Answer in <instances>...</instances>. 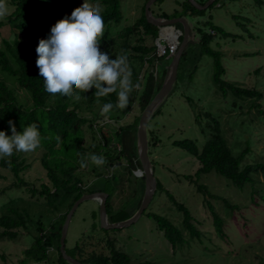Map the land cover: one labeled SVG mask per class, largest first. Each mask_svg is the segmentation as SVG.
Segmentation results:
<instances>
[{
  "label": "trees",
  "instance_id": "1",
  "mask_svg": "<svg viewBox=\"0 0 264 264\" xmlns=\"http://www.w3.org/2000/svg\"><path fill=\"white\" fill-rule=\"evenodd\" d=\"M71 1L9 0L14 6V11L6 16L5 21L0 19V44H2L0 72L5 78L13 79L31 102L30 106L20 103L15 91L6 84L5 78L4 81L0 80V143L11 138V141H25L34 148L42 149L44 152L41 166L51 186L41 184V190H36L34 186L30 187L21 178L20 175L29 169L30 165L14 147L8 149L7 156L0 154V168L10 171L16 178L15 188H27L31 195L44 198L47 206L54 212L64 211L48 229L40 221L34 224L33 242L24 251L25 258L18 264H27L28 260L35 264L49 263L51 249L56 252L53 264H67L59 251L61 227L67 212L82 195L107 192L108 220L116 223L134 215L144 191V179L140 178L142 183H138L133 176V171L141 168L136 153V129L140 116H137L130 126L115 128L111 125L112 127L108 128V130L112 129L109 134L107 130H104L107 126L100 125L101 120L98 121L97 117L105 109L109 117L114 122H118L119 117L125 116L130 111V104L133 101H138V107L142 113L160 87L166 67L158 83L148 77L144 84L145 88L139 96L135 90L136 84L139 87L142 86V81L137 76L142 71L143 58L153 53L154 40L157 37V32L152 30L144 16V6L148 0H145L139 18L132 25L122 28L109 40L110 27L122 21L120 0H91L103 6V10L95 18L84 11L80 13L81 25L78 36L82 38L91 32L104 30L98 44L101 45L100 49H103L102 43L106 44L104 51L107 57L100 55L97 51L85 52L77 46H58L44 33V29L53 23L63 6ZM159 1L161 0L156 2ZM195 1L202 5L207 0ZM217 1L215 0L213 5ZM258 3L262 2L258 1ZM5 7L6 1L0 0V16ZM181 7L183 10L178 16L173 15L169 18L164 13L154 16L158 19H172L188 15L198 17L202 14V11L197 10L186 0H182ZM150 12L153 14L151 7ZM175 26L181 29L180 24ZM4 28L11 31L9 38L3 36ZM197 33L199 40L193 43L194 48L195 45L198 47V55H208L212 58L213 85L224 99L229 95L232 97L230 109L235 108L238 101L251 100L254 101L251 107L256 109L257 114L260 115L259 119H264V110L258 104L262 94L256 89L245 88L224 79L225 68L221 63V53L213 50L210 43L216 33L221 36L226 34L222 29L216 30V28H212L209 33H201L198 29ZM150 39L153 40L151 44L147 43ZM189 52L191 50L187 49L180 59L178 72L180 73L182 69L181 80L185 75H191L194 69V67L191 68V71L190 68L185 67L186 54ZM182 63L185 69L180 68ZM126 73H129L130 78L124 85ZM121 101L128 104L121 106ZM159 113L160 111L157 110L153 117ZM194 121L199 127L200 134L205 138L204 144L199 147L196 140L185 139L172 142V146L185 151L197 160L199 168L194 176L188 175L184 178L189 183L195 184L196 191L202 194L204 203L211 211L213 226L224 239L223 221L214 212L208 199L221 200L225 207L232 211L237 207L231 206L229 201L222 197L210 194L207 187L196 183L197 180L203 174L215 172L237 189L243 190L247 184L252 185V196L259 195V190L254 188L253 184L256 175H261L264 179V160L244 163L250 152L249 144L242 152L234 154L223 135L220 120L210 113L199 112L195 115ZM84 128L93 140H96V143H91L88 147L82 145ZM153 139H156L154 142H158L157 136L151 131L148 145L156 148ZM90 150L97 153L95 160L101 162V165L92 169L96 178H101L103 174L109 172L105 171V166L109 168L115 165L111 177L108 178L112 179L113 183L111 193L106 189L90 190L84 183L83 175L78 173V170L85 166L84 159ZM101 150L106 151L100 152ZM101 154L105 156V160L101 158ZM150 154L149 152V156ZM123 160L126 161V165L122 164ZM151 163H153L152 160ZM156 180V192L166 193L172 205L182 216L181 226L156 213H148L147 217L156 223L158 231L162 233L172 250L177 245L185 243L183 231L188 232L190 237L199 239L200 233L195 227V220L189 210L176 201L159 180ZM18 182L19 185H17ZM131 186H134L133 189ZM129 187L132 189L131 193L128 192ZM124 191L128 192L131 198L140 196L136 209L130 213H127V209L122 204L115 206L113 199L115 193L117 197H120L121 194H125ZM260 198L264 200L262 195ZM22 203L27 202H24L22 198H13L0 205V228L2 229L0 239L15 240L19 235L18 229L27 230L29 223L32 224L24 212L25 207H20ZM92 229H96L95 223L92 224ZM102 231L116 233L119 230ZM106 244L109 248L108 255H105L103 251L97 253L94 250L87 253L79 244L73 248L72 254L66 248L65 250L71 257L86 264H151L147 261L133 263L126 253L115 248L114 240H107ZM258 264H264V260H260Z\"/></svg>",
  "mask_w": 264,
  "mask_h": 264
},
{
  "label": "rangeland",
  "instance_id": "2",
  "mask_svg": "<svg viewBox=\"0 0 264 264\" xmlns=\"http://www.w3.org/2000/svg\"><path fill=\"white\" fill-rule=\"evenodd\" d=\"M5 1L6 7L0 16L3 21L14 11V6L9 0ZM144 2L145 0H120L122 21L110 27L108 40L139 18ZM181 2L182 0H161L151 5V11L153 16L161 13L169 18L173 15L178 16L183 10ZM102 10L103 6L98 2L72 0L63 6L54 22L44 29V33L59 46H77L85 52L95 50L107 57L104 51L106 44L102 43L103 49H100L101 45L98 44L104 30L91 32L82 38L78 36L81 25L80 13L84 11L95 18ZM185 17L190 25L195 27L194 30L200 29L201 33H209L212 28L222 29L226 35L221 36L216 33L210 47L221 53V63L225 68L224 79L245 88L258 90L262 94L258 104L264 110V0H218L215 5L202 11L200 16ZM10 35L11 31L4 28L3 36L9 38ZM193 38L186 48V51L190 49L191 52L186 54L185 62L187 69L191 70L194 67L193 72L191 75H185L184 72L185 77L182 80L180 78L182 69L180 73L178 72L175 86L160 106L159 115L148 122L147 137L149 142L152 131L158 138V142H154L156 139H153L156 148L149 147L151 153L149 157L153 161L156 179L176 201L189 210L200 233L199 239L192 238L188 232L183 231L185 243L177 245L174 250L171 249L162 233L158 231L156 223L148 218L147 214L156 213L177 226H181L182 216L166 193L157 191L137 222L116 233L112 231L107 233L99 228L97 202L83 203L75 212L68 229L65 248L69 253L72 254L73 248L79 244L87 253L94 250L97 253L103 251L108 255L109 248L106 241L114 240L115 248L126 253L133 263L147 261L151 264H258L260 260H264V200L260 198L261 195L264 198V179L261 175L254 177L253 187L259 190V195L255 196L251 193L252 185L247 184L243 190L237 189L215 172L203 174L198 180L196 179V183L207 187L210 194L222 197L228 200L231 206L237 207L232 211L226 208L221 200L208 199L214 212L223 221L224 239H222L213 226L211 211L204 203L202 194L196 191L195 184L189 183L184 178L188 175L194 176L199 168L197 160L185 151L172 146V142L185 139L196 140L199 147L204 144L205 138L200 134L199 127L194 121L195 115L203 111L220 120L223 135L234 154H239L249 144L250 152L244 163L264 160V119H259L260 115L251 107L254 101H238L236 107L239 108L230 109L232 97L229 95L224 99L213 85L212 58L208 55H198V47L195 45L194 48L193 44L198 42L197 32L193 34ZM152 41L147 40V43L151 44ZM170 61H162L155 66L159 78ZM183 65L182 63L180 68L184 67ZM4 78V74L0 72V80L4 81ZM129 78V73H126L123 83H128ZM5 82L15 91L20 103L31 105L28 96L18 88L13 79L5 78ZM127 104L120 102L121 106ZM138 104L133 101L130 104V111L123 117L120 115L117 125L105 109L98 114V121L101 120L100 125L105 123L107 127L104 130H107L108 134L112 131V129L108 130L111 125L130 126L136 116L141 114ZM134 106L137 108L134 109ZM85 129L82 145L88 147L89 144L96 143V140H93ZM10 147H14L30 165V168L20 175L30 187L34 186L36 190H41V184L51 186L41 166L44 152L42 149L34 148L25 141H11V138H7L0 143V154L7 156ZM104 151L106 150L100 152ZM96 154L91 150L87 152L84 159L86 164L78 170V173L83 175L84 183L90 190L106 189L111 193L113 183L112 179L108 178L112 173L106 172L101 178H96L95 172L92 171L101 165L100 161L95 160ZM101 158L105 160L103 154ZM122 164L126 165V161L123 160ZM106 167L105 171H112L115 165ZM139 178L136 177L135 182L142 183ZM16 183V178L10 171L0 168V205L13 198H22L27 203H22L20 207H25L24 212L32 224L29 223L27 230L18 229L19 235L15 240L0 239V264H18L25 258L24 251L33 242L34 224L40 221L48 229L64 212L63 210L54 212L47 206L44 198L31 195L27 188H15ZM131 187L128 188L129 193L134 186L132 189ZM124 192L125 194H121L120 197L115 193L113 199L115 206L122 204L127 209V213H130L136 209L140 196L131 198L128 192ZM93 223L96 226L95 230L92 229ZM49 251V263L39 264H53L56 252L52 249ZM27 264L35 263L28 260Z\"/></svg>",
  "mask_w": 264,
  "mask_h": 264
},
{
  "label": "water",
  "instance_id": "3",
  "mask_svg": "<svg viewBox=\"0 0 264 264\" xmlns=\"http://www.w3.org/2000/svg\"><path fill=\"white\" fill-rule=\"evenodd\" d=\"M157 0H148L144 6V16L146 18L147 23L151 26L152 30L158 32L160 28L165 26H175L177 24L181 25L182 37L178 47L177 52L170 59L169 65L166 67L165 75L163 80L161 81L160 87L156 94L153 96L151 101L144 108L142 113L140 114L137 129H136V153L137 158L140 163V173L142 174V178L144 179V191L141 198L140 205L137 211L134 213L132 217L127 220L111 223L108 220L107 211H106V201L108 198V194L104 192H94L82 195L78 200L74 202L72 207L67 212L64 222L61 227V236H60V247L59 251L62 256V259L67 264H86L79 262L75 258L71 257L67 254L65 250V240L67 237L68 229L70 226V222L73 218V215L78 210V208L85 202L94 201L99 205L98 208V219H99V228L101 230H121L123 228H127L130 225L137 222L139 217L144 213V211L149 206L156 190H157V180L154 175L153 165L151 163L149 157V145H148V137H147V125L148 122L153 118L157 110H159L160 106L163 104L164 100L170 95L172 92L178 74V68L181 56L186 51L189 43L192 41V33L190 23L187 18L179 17L172 19H158L150 12V7ZM190 4H192L197 10L204 11L209 8L215 0H207L205 4H199L195 0H186Z\"/></svg>",
  "mask_w": 264,
  "mask_h": 264
},
{
  "label": "built area",
  "instance_id": "4",
  "mask_svg": "<svg viewBox=\"0 0 264 264\" xmlns=\"http://www.w3.org/2000/svg\"><path fill=\"white\" fill-rule=\"evenodd\" d=\"M190 27L193 38V34H195L197 31L194 30L195 27L193 25H190ZM181 37H182V31L181 29L176 28V26H165L160 28L159 31L157 32V37L154 40L155 49L153 53H151L150 55H146L143 58V68L142 71L138 73L137 78L142 82H144V84L148 77L154 79L158 83L160 78L156 71L155 66L157 64H161L162 61L164 62L169 61L174 56V54L178 50ZM197 40H199V36ZM144 88L145 87L143 86V89ZM135 90L136 91L139 90V93H142L141 87H139L137 84L135 86ZM106 121L111 122L109 120ZM115 128H118V126ZM117 150L118 151L120 150L119 146L117 147ZM111 173L112 171H109V174ZM133 175L135 177L142 178V174L140 173L139 169L134 170Z\"/></svg>",
  "mask_w": 264,
  "mask_h": 264
},
{
  "label": "crops",
  "instance_id": "5",
  "mask_svg": "<svg viewBox=\"0 0 264 264\" xmlns=\"http://www.w3.org/2000/svg\"><path fill=\"white\" fill-rule=\"evenodd\" d=\"M93 52H95V50H94ZM125 84H126V83L124 82V85H125ZM141 84H142V86H140V87H141V89H142V91H143L144 82H142ZM126 92H127V91H126ZM139 94H141V93H139V90H137V96H139ZM135 102H138V101H135ZM130 107H131V106H130ZM136 108H137V107L134 106V109H136ZM137 116H139V115H137ZM137 116H136V117H137ZM116 123H117V122H115V125H117ZM134 177H135V176H134ZM135 178H136V177H135ZM139 179H140V178H139Z\"/></svg>",
  "mask_w": 264,
  "mask_h": 264
},
{
  "label": "clouds",
  "instance_id": "6",
  "mask_svg": "<svg viewBox=\"0 0 264 264\" xmlns=\"http://www.w3.org/2000/svg\"><path fill=\"white\" fill-rule=\"evenodd\" d=\"M56 17H57V16H56ZM56 17H55V18H56ZM54 20H55V19H54ZM54 20H53V22H54ZM54 43H55V42H54ZM55 44H56V43H55ZM57 45H58V44H57ZM58 46H59V45H58ZM139 170H140V169H139ZM73 216H74V215H73Z\"/></svg>",
  "mask_w": 264,
  "mask_h": 264
}]
</instances>
